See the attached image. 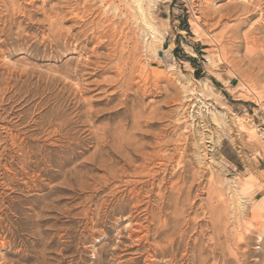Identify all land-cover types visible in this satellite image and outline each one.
Returning <instances> with one entry per match:
<instances>
[{
	"label": "rangeland",
	"instance_id": "374dc122",
	"mask_svg": "<svg viewBox=\"0 0 264 264\" xmlns=\"http://www.w3.org/2000/svg\"><path fill=\"white\" fill-rule=\"evenodd\" d=\"M143 4L0 0V264H264V0Z\"/></svg>",
	"mask_w": 264,
	"mask_h": 264
},
{
	"label": "bare ground",
	"instance_id": "6f19581e",
	"mask_svg": "<svg viewBox=\"0 0 264 264\" xmlns=\"http://www.w3.org/2000/svg\"><path fill=\"white\" fill-rule=\"evenodd\" d=\"M134 2H137V7H138V9L142 12V14L144 15L143 16V21H144V23H145V25L146 26H149V27H151V24H150V22L147 20V18H146V16H145V8H144V1L145 0H133ZM25 13V12H24ZM25 15V14H24ZM2 17V16H1ZM1 22V21H0ZM1 24V23H0ZM5 29V28H4ZM5 31V30H4ZM4 31L2 32V33H4ZM1 32V31H0ZM5 35V34H4ZM3 41V40H2ZM4 41H5V39H4ZM133 82V81H132ZM110 133V132H109ZM8 137V136H7ZM123 140V139H122ZM96 147V146H95ZM110 156H108V158H109ZM112 157V156H111ZM114 159L112 160V158H111V160H112V163H114L115 164V162H117V160H115V157H113ZM124 158V157H123ZM106 160V159H105ZM104 160V161H105ZM109 160H110V158H109ZM132 160H133V158H132ZM126 161V160H125ZM106 162H107V160H106ZM105 162V163H106ZM119 162V161H118ZM124 162V161H123ZM102 163V162H101ZM104 163V162H103ZM102 163V164H103ZM104 163V164H105ZM108 163V162H107ZM111 163V162H110ZM132 163V162H131ZM113 166V164H110V166ZM125 165H127V166H129V163H125L124 165H123V167L125 166ZM115 166V165H114ZM105 168H106V166H105ZM127 168V167H126ZM125 168V169H126ZM144 169V168H143ZM146 169V168H145ZM124 170V169H123ZM147 170V169H146ZM106 171L109 173V175L111 176V177H114V178H116L117 176H119L118 174H117V171H116V167H115V170L113 169V168H111V167H109L108 165H107V169H106ZM118 173H119V171H118ZM136 173V172H135ZM150 174V173H149ZM152 174V177L153 178H155L156 177V174H155V172L154 173H151ZM149 176V175H148ZM158 176V175H157ZM151 177V176H150ZM157 178V177H156ZM113 179V178H112ZM137 180V179H136ZM139 180V179H138ZM128 182V181H127ZM142 182H144L143 180H142ZM135 185H137V184H139V181H134L133 182ZM141 183V182H140ZM147 183V182H146ZM69 184V183H68ZM143 184V183H142ZM127 185V184H126ZM132 185V184H131ZM146 185V184H145ZM137 188V187H136ZM143 188V187H142ZM96 189V188H95ZM118 190V189H117ZM120 190V189H119ZM137 190V189H136ZM132 191V190H131ZM3 192V191H2ZM134 193V192H133ZM159 193H160V191H159ZM134 196V195H133ZM138 196V195H137ZM148 196V195H147ZM166 196V195H165ZM139 200V199H138ZM147 200V199H146ZM168 200V199H167ZM102 202V201H101ZM113 202V201H112ZM149 202V201H148ZM147 202V203H148ZM165 202V201H164ZM167 202V201H166ZM151 203V202H150ZM168 203V202H167ZM159 206V205H158ZM164 206V205H163ZM161 208V207H160ZM2 210V209H1ZM146 210V209H145ZM148 210V209H147ZM137 215V214H136ZM92 217V216H91ZM140 230V229H139ZM172 242V241H171Z\"/></svg>",
	"mask_w": 264,
	"mask_h": 264
}]
</instances>
